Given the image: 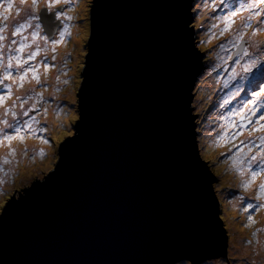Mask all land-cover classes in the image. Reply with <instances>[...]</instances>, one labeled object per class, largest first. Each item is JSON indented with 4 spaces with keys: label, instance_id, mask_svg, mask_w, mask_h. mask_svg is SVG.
Instances as JSON below:
<instances>
[{
    "label": "water",
    "instance_id": "1",
    "mask_svg": "<svg viewBox=\"0 0 264 264\" xmlns=\"http://www.w3.org/2000/svg\"><path fill=\"white\" fill-rule=\"evenodd\" d=\"M193 3L91 0L73 134L56 145L53 170L5 202L0 264L225 258L218 181L199 154L191 107L207 68ZM39 22L50 37L61 25L54 13Z\"/></svg>",
    "mask_w": 264,
    "mask_h": 264
},
{
    "label": "rangeland",
    "instance_id": "2",
    "mask_svg": "<svg viewBox=\"0 0 264 264\" xmlns=\"http://www.w3.org/2000/svg\"><path fill=\"white\" fill-rule=\"evenodd\" d=\"M49 2L50 0H37L34 5L32 0H25L23 3L21 0H13L11 11H7L10 30L3 33L7 37L2 42L4 66L7 65L6 52L9 46L12 47L11 41L13 39L17 41L15 46L17 48L20 40L26 37L27 39L24 40L34 42L36 48L39 46L41 51L34 61L24 67L39 66L45 59L53 67L48 72H45L42 66L38 67L41 81L39 85L29 73L24 80L27 83L25 91V84L23 88L19 87L21 82H14V78L21 73L17 72L23 68L17 69L13 61L11 69L13 78L8 80V84L0 86V96H4L5 99L9 94L8 86L11 89L14 88L9 98L4 99L3 105H0V118L11 122V115L5 117L4 112L15 104L14 111L22 120L32 121V118H35L32 126L37 129L36 135L24 133L23 141L13 139L10 144L4 141L0 145V179L4 181L0 184V214L9 196L18 198V194H22L21 189L29 187L37 179L42 180L49 171L53 170L58 158L55 151L56 145L73 134L74 122L78 118L76 94L82 81L81 73L87 53L86 37L89 35L88 11L91 0H69L67 4L61 2L51 11L48 10ZM241 2L248 3L249 0H225L224 4H219L217 0L214 10L212 0H196L191 9L193 21L190 25L194 27L195 46L202 52V62L205 64L203 67L207 66L194 85L191 103L192 114L198 115L195 119V121L198 120L196 122L197 147L201 158L207 161L214 180L218 181L213 182L212 188L213 191L216 190L214 194L219 202V215L230 239L229 246L226 241V254L228 249L230 259L218 257L208 259L209 261L204 260L200 264H264V208L247 209L249 203L253 205L264 203V200L258 201L255 198L260 184L264 183V175L258 176L249 188L242 187L243 181L251 179L248 163H252L255 171H262L260 164L246 158L260 150L252 147L249 152V147L254 144L259 145L260 138L264 137V131H252L264 126V120H259V117L264 116V96L257 98L255 105L249 104L247 109L244 108V104L252 99L253 89L248 85L247 80L264 82V75L253 70L250 77L243 79L245 74L240 67L249 59L264 55V15L254 16L256 11L264 13V5H258L255 9L237 15L228 27V21L223 18L239 7ZM2 3L7 9L8 0H2ZM59 5L60 7H57ZM57 11L64 12L72 19L67 20L61 17L59 31L68 24L70 35L65 34L63 42L56 45L53 53L51 41L42 39L44 37L42 29L41 27L36 29L35 25L40 23L41 12L48 15ZM30 16H38L39 19L29 21ZM249 16L253 18L248 19ZM29 22L31 27L25 28L21 36L12 37L11 32L15 26ZM245 22L250 27L245 28ZM226 28L228 30H225ZM257 28L261 31L253 35ZM59 31L53 35L52 39H60ZM33 32H37L41 38L34 41ZM240 33H243L242 39L238 38ZM242 41H244V47L241 54L231 61L233 52ZM245 47L249 51L247 57L243 56ZM30 51L31 49H25L18 55L26 58ZM53 55L55 60L52 59ZM237 60L240 61L239 64L236 63ZM0 68L1 76H3L4 67ZM233 70L239 74L238 77L234 78ZM238 86L242 87V91L238 96H233ZM29 96L31 99H27ZM17 97L27 99L23 109ZM225 101L229 103L225 104ZM33 105L35 110H30ZM24 110H30L28 117H23ZM249 110H254L255 114ZM241 111L246 112L247 116L253 115L256 121L244 128L243 123L238 122ZM50 116L54 119L53 129L47 125ZM45 127L46 132L42 130ZM37 136L47 139L49 143H44L42 139L36 138ZM241 141H244L245 145L237 156V148L241 145ZM20 149L22 154L17 155ZM11 150H15V156L11 155ZM25 150H27L26 155ZM4 159L9 160L10 163H3ZM234 160L243 162L234 163ZM28 163L37 164V168L30 166L31 170L27 171L29 173L26 172V175L21 176V181L17 180L20 177L18 172L27 168ZM240 170L244 171L243 175H240ZM175 264H190V262L182 260Z\"/></svg>",
    "mask_w": 264,
    "mask_h": 264
},
{
    "label": "snow or ice",
    "instance_id": "3",
    "mask_svg": "<svg viewBox=\"0 0 264 264\" xmlns=\"http://www.w3.org/2000/svg\"><path fill=\"white\" fill-rule=\"evenodd\" d=\"M0 2H2V0H0ZM21 2H25V0H21ZM33 4L35 5L37 3V0H32ZM61 2L67 4L69 2V0H50V2L48 3V10L51 11V9L60 4ZM225 0H219V4H224ZM258 5H264V0H249L248 3H244L241 2L239 7H237L234 11H231L227 14V16H225L223 19L228 21V27L231 26V24L234 22L233 18L236 17L237 15L241 14L244 11H248L251 9H255L257 8ZM206 7L208 6L207 4L205 5ZM217 6V0H212V7L213 10L214 8ZM227 6V5H225ZM12 9V0H8V8L6 9V11L10 12ZM19 14V13H17ZM262 15H264V13H261L260 11H256L254 13L255 17H261ZM55 17L56 20H60L61 17H64L67 20L72 19V17L67 16L64 12L62 11H57L55 13ZM252 16H249L248 19H252ZM4 20H7L8 17L4 16L3 17ZM32 19H39L38 16H30L29 17V21H31ZM31 27L30 22L29 23H20L17 26L14 27V29L11 32L12 37H17V36H21L22 32L25 28ZM41 25L40 23H37L35 25L36 29H40ZM213 27H215V25H213ZM244 27H250V25L245 22L244 23ZM68 28L69 25L65 24L63 27V30L59 31V35H60V39L59 40H54L51 39L50 36H44L42 37V39H44L45 41H51L52 45H53V53L55 52V47L57 44L62 43L64 40V36L65 34H69L68 32ZM7 30V25L6 24H0V67H4V74H3V79L5 80H9L13 78V73L11 71V69L13 68V61H15L16 64V68L17 69H21L23 68V71L19 74V80H20V85L19 87H23V82L25 80V77L31 73L32 74V79H34L37 84L39 85L41 83L40 81V76L38 74V67L42 66L45 70V72H48L51 67H53L52 64H50L46 59L44 61L41 62V65L39 66H31V67H24V65H27L29 63V61H34L36 59V57L40 54L41 49L39 48V46H37L35 51L30 52L26 58H22L21 55H11L9 54L7 56V65L4 66L3 61H4V53H3V41L5 39H7V37L3 34L5 31ZM225 30H228L227 28ZM261 31V29L257 28L254 32L253 35L256 34V32ZM32 38L35 41L39 37V34L37 32H33L32 33ZM239 39L243 38V33H240ZM24 39H27L26 37ZM17 41L15 39H13L11 41V44H16ZM26 47H30V45H26V44H20L19 47L15 48V52L16 53H23ZM13 51V49L11 48V46H9L8 48V52L11 53ZM243 56L247 57L249 56V51L248 48L245 47L244 51H243ZM53 60H55V55H53L52 57ZM237 64L240 63L239 60L236 61ZM242 72L245 74L244 77H242L243 79H247V77H250L253 70H256L258 72H260L262 75H264V55H261L257 58H252L249 59L246 63L240 65ZM234 71V78L238 77L239 74L235 73ZM248 85L253 89L252 91V99H250L249 101H247L244 104V108L247 109L248 105H255V103L257 102V98L264 96V82L258 81V80H254V79H248L247 80ZM259 90H256V89ZM240 91H242V87L238 86L236 91L233 93V96H238L240 94ZM8 92L9 94L11 93V87L8 86ZM5 97L4 96H0V105L3 104ZM18 100H20V107L21 109L24 108V104L27 102V99H31V97L29 96L27 99L25 98H20L17 97ZM229 103V101H225V104ZM15 108V104L12 106V108H8L5 109L4 112V116L6 117L7 115H11L12 117V121L10 122L8 119L5 118H0V125H3V127H0V145L3 144L4 141L9 142V144L11 143V141L13 139H19L20 141L24 140V133H28L29 135H36L37 133V129L33 128V122L35 121V118H32V121L27 120V119H21L20 115L17 114L16 111H14ZM30 110H35V105L32 106V109ZM30 110H24L22 115L23 117H28L29 116V111ZM46 111V110H45ZM252 111V114L254 113V110H249ZM239 115L241 116L242 119L246 118L245 117V113L243 111H241L239 113ZM259 120H264V116L259 117ZM233 127H236V125H233ZM43 131H47V128H43ZM252 131H264V126H261V128L259 129H252ZM237 134H242V133H237ZM36 138L42 139V141L44 143H49V141L47 139H44L43 137L37 136ZM245 145L244 141H241V145L237 148V156H239V153L243 150V146ZM252 147H256L258 149H260L259 151H257V153L255 155H251L249 157H247L246 159L251 161V162H256L258 164H260V167L262 169L261 172H257L255 171V169L253 168L252 163H248L247 167L250 170V175H251V179L250 180H246L242 182V187L247 189L249 188V186L251 185V183L258 177V176H262L264 175V137L260 138V143L259 145H252L249 147V152H251ZM15 150H11V155L15 156ZM25 155L27 154V150H25ZM43 151H41V155H43ZM223 155V153L221 154ZM243 161H237L234 160V163H242ZM3 163L7 164L10 163L9 160L4 159ZM244 171L240 170V175H243ZM6 175V173H5ZM51 179V178H50ZM4 181L2 179H0V184H2ZM256 200H264V183H261L259 186V191L256 194ZM252 208H264V203L261 204H257V205H253L251 203L247 204V209H252ZM249 220H251V217H249Z\"/></svg>",
    "mask_w": 264,
    "mask_h": 264
},
{
    "label": "flooded vegetation",
    "instance_id": "4",
    "mask_svg": "<svg viewBox=\"0 0 264 264\" xmlns=\"http://www.w3.org/2000/svg\"><path fill=\"white\" fill-rule=\"evenodd\" d=\"M12 1H13V0H12ZM3 5H4V6H3ZM57 7H60V5L57 6ZM51 13H54V12H51ZM54 15H55V13H54ZM4 16H7V17H8V15H7V11H6V7H5V4H3L2 2H0V24H6V25H7V30H6V31H9L10 28L8 27V21L3 19ZM41 29H42V26H41ZM42 33H44L43 36H47L46 33L43 31V29H42ZM53 35H54V34H53ZM52 38H53V36H52ZM52 38H51V39H52ZM20 44L30 45V47H26L25 49H31V52L36 50V46H35V43H34V42H30V41H26V40H24V39H21V40H20V43L18 44V47H19ZM15 46H16V44H14V45L12 44V47H11V48L14 49V52H15V48H16ZM7 51H8V50H7ZM6 53H7V52H6ZM15 53H16V52H15ZM18 54H20V53H16V55H18ZM21 56H22V55H21ZM22 58H24V56H22ZM30 63H31V61H29L28 64H30ZM0 69H1V68H0ZM22 71H23V69L20 70V71L17 72V73H20V72H22ZM3 80H5V79H3V76H1V72H0V86H2L3 84H8V83H9L8 80H5V81H3ZM6 94H7V92H6ZM229 244H230V239H229V237H228V246H229ZM225 258H226V259H230L228 249H227V255H226ZM207 261H209V260H207ZM201 263H202V262H201ZM199 264H200V263H199Z\"/></svg>",
    "mask_w": 264,
    "mask_h": 264
},
{
    "label": "bare ground",
    "instance_id": "5",
    "mask_svg": "<svg viewBox=\"0 0 264 264\" xmlns=\"http://www.w3.org/2000/svg\"><path fill=\"white\" fill-rule=\"evenodd\" d=\"M81 11H83V10H81ZM77 40L79 41L80 39H77ZM12 49H13V48H12ZM6 54H7V56H8L9 54H11V55H16V53L14 52V49H13V51H12L11 53H9V52L7 51ZM14 75H15V74H14ZM17 81L20 82V80H19V76L14 78V82H17ZM23 84H25L24 87H25V91H26V90H27V83H26V82H23ZM24 87H23V88H24ZM13 89H14V88H12L11 91H13ZM19 89L21 90V88H19ZM8 93H9V92H8ZM11 93H13V92H11ZM11 93H10V94H7L5 100H7V98H9V96L11 95ZM2 105H3V104H2ZM47 125H48L51 129H53V127H54V119H53L52 116L49 117V119H48V121H47ZM59 136H60V135H59ZM57 138H58V137H57ZM18 153H20V155H21V154H22V150H21V149L18 150L17 155H18ZM30 166H35V168H37V164L28 163V167H27V168L22 169L20 172H18L19 175H20V177H19V179H17V180H19V181L22 180V179H21V176H23L27 171L31 170V169H30ZM27 173H29V172H27ZM25 175H26V174H25ZM235 242H237V241H235Z\"/></svg>",
    "mask_w": 264,
    "mask_h": 264
},
{
    "label": "clouds",
    "instance_id": "6",
    "mask_svg": "<svg viewBox=\"0 0 264 264\" xmlns=\"http://www.w3.org/2000/svg\"><path fill=\"white\" fill-rule=\"evenodd\" d=\"M60 28V27H59ZM59 28H58V30H57V32L59 31ZM56 32V33H57ZM43 35H44V33H43ZM53 36V35H52ZM52 38V37H51ZM31 52V51H30ZM203 64V63H202ZM245 113V119H248L249 117H252L253 118V120H252V122L250 123V125L252 124V123H254L255 121H256V119H254V116L252 115V116H247V113L246 112H244ZM238 118H240V117H238ZM241 122V121H240ZM249 126V125H248ZM243 127L245 128V127H247V125H243ZM203 160V159H202ZM205 161V160H204ZM205 162H207V161H205ZM215 192V191H214ZM202 262V261H201ZM200 262V263H201ZM199 264V263H198Z\"/></svg>",
    "mask_w": 264,
    "mask_h": 264
},
{
    "label": "trees",
    "instance_id": "7",
    "mask_svg": "<svg viewBox=\"0 0 264 264\" xmlns=\"http://www.w3.org/2000/svg\"><path fill=\"white\" fill-rule=\"evenodd\" d=\"M194 1H196V0H194ZM194 25V24H193ZM199 49V48H198ZM199 51L201 52V50L199 49ZM202 53V52H201ZM203 63V66H205V64H204V62H202ZM207 69V68H206ZM198 121V120H197ZM197 121H195V122H197ZM197 131V130H196ZM215 176V175H214ZM216 191V190H215Z\"/></svg>",
    "mask_w": 264,
    "mask_h": 264
}]
</instances>
